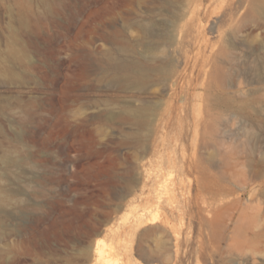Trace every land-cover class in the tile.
Returning <instances> with one entry per match:
<instances>
[{
    "label": "rangeland",
    "instance_id": "1",
    "mask_svg": "<svg viewBox=\"0 0 264 264\" xmlns=\"http://www.w3.org/2000/svg\"><path fill=\"white\" fill-rule=\"evenodd\" d=\"M0 264H264V7L0 0Z\"/></svg>",
    "mask_w": 264,
    "mask_h": 264
},
{
    "label": "bare ground",
    "instance_id": "2",
    "mask_svg": "<svg viewBox=\"0 0 264 264\" xmlns=\"http://www.w3.org/2000/svg\"><path fill=\"white\" fill-rule=\"evenodd\" d=\"M256 3L264 7V0H256ZM121 49L126 52V44H122ZM150 72H154V69L147 67L142 62L121 63L118 66L117 77L119 76V83L122 86H132L142 90H145L148 86Z\"/></svg>",
    "mask_w": 264,
    "mask_h": 264
}]
</instances>
